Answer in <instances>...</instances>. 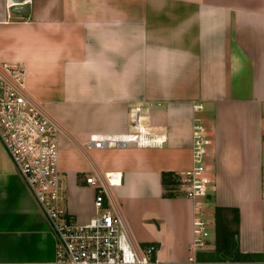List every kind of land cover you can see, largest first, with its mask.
Instances as JSON below:
<instances>
[{"label":"crops","instance_id":"crops-1","mask_svg":"<svg viewBox=\"0 0 264 264\" xmlns=\"http://www.w3.org/2000/svg\"><path fill=\"white\" fill-rule=\"evenodd\" d=\"M27 16L0 0V63H21L25 87L61 124L63 204L77 220L96 213L89 174L121 172L117 210L134 243L185 264L193 206L164 196V172L192 164L203 120L212 178L209 247L202 264H264V0H28ZM202 104V109L196 105ZM163 141L96 147L94 135ZM217 206L234 208L251 260L216 257ZM230 211L229 216L234 217ZM54 231L0 140V263H50ZM200 257V258H199Z\"/></svg>","mask_w":264,"mask_h":264},{"label":"built area","instance_id":"built-area-1","mask_svg":"<svg viewBox=\"0 0 264 264\" xmlns=\"http://www.w3.org/2000/svg\"><path fill=\"white\" fill-rule=\"evenodd\" d=\"M202 109V104L196 105ZM132 116L136 133L125 138L94 135L90 143L105 147L119 143L154 144L143 134L140 117ZM61 124L33 98L25 87V70L21 63H0V140L16 170L25 180L45 213L56 237V259L50 263L24 262L0 264H171L158 258V246H141L131 238L130 226L117 210L113 188L122 183L121 172L103 176L89 174L87 183L96 189V209L87 222H80L63 204L65 187L59 170V135ZM206 130L200 116L193 124L192 166L178 174L176 195L194 202L193 241L185 264H202L197 254L209 247L211 231L207 196L212 178L205 163Z\"/></svg>","mask_w":264,"mask_h":264},{"label":"trees","instance_id":"trees-1","mask_svg":"<svg viewBox=\"0 0 264 264\" xmlns=\"http://www.w3.org/2000/svg\"><path fill=\"white\" fill-rule=\"evenodd\" d=\"M166 192L164 196H175L174 187L178 183V175L164 172L163 176ZM230 211L234 212V217H230ZM238 216L234 208L217 206L215 211L216 224V257L219 259L231 260H251L253 255L242 253L239 249L236 234L238 231ZM200 258V257H199Z\"/></svg>","mask_w":264,"mask_h":264},{"label":"water","instance_id":"water-1","mask_svg":"<svg viewBox=\"0 0 264 264\" xmlns=\"http://www.w3.org/2000/svg\"><path fill=\"white\" fill-rule=\"evenodd\" d=\"M14 6L12 11L15 13H21L24 16H27L30 12V3L28 0H13Z\"/></svg>","mask_w":264,"mask_h":264},{"label":"rangeland","instance_id":"rangeland-1","mask_svg":"<svg viewBox=\"0 0 264 264\" xmlns=\"http://www.w3.org/2000/svg\"><path fill=\"white\" fill-rule=\"evenodd\" d=\"M205 163H207V160H206V153H205ZM212 209H213V208L208 209V211H209V212H208V213H209L208 215H209V217H210V218H209V228H210V230L212 229V224H213V219H212V218H213V217H212Z\"/></svg>","mask_w":264,"mask_h":264}]
</instances>
